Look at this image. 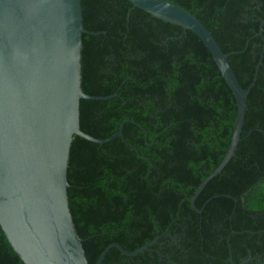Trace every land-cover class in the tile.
<instances>
[{
	"label": "trees",
	"instance_id": "obj_1",
	"mask_svg": "<svg viewBox=\"0 0 264 264\" xmlns=\"http://www.w3.org/2000/svg\"><path fill=\"white\" fill-rule=\"evenodd\" d=\"M212 32L244 88L247 112L234 156L192 202L224 158L236 97L192 30L129 0H81V129L68 167L69 205L90 264H222L250 249L264 259V0H168ZM264 27V25H263ZM147 132V138L145 130ZM222 237L226 241L222 242ZM225 244V245H222ZM0 264H25L0 226Z\"/></svg>",
	"mask_w": 264,
	"mask_h": 264
},
{
	"label": "water",
	"instance_id": "obj_2",
	"mask_svg": "<svg viewBox=\"0 0 264 264\" xmlns=\"http://www.w3.org/2000/svg\"><path fill=\"white\" fill-rule=\"evenodd\" d=\"M153 17L195 32L212 53L237 100V116L229 148L218 167L200 185L195 199L236 156L247 112V97L229 56L213 32L194 14L168 0H129ZM264 19L261 31H264ZM83 23L81 0H0V226L25 264H90L69 205L68 167L75 135L96 143L123 136L122 123L101 139L80 124ZM144 129V128H143ZM145 130V129H144ZM146 138L147 132L145 130ZM158 238L135 251L118 243L126 255L143 252Z\"/></svg>",
	"mask_w": 264,
	"mask_h": 264
},
{
	"label": "flooded vegetation",
	"instance_id": "obj_3",
	"mask_svg": "<svg viewBox=\"0 0 264 264\" xmlns=\"http://www.w3.org/2000/svg\"><path fill=\"white\" fill-rule=\"evenodd\" d=\"M223 241H226L225 237H222ZM228 248L229 255L228 257L222 256V264H264V259L259 252L254 253L249 249L246 255H242L241 253L235 254L231 243H229Z\"/></svg>",
	"mask_w": 264,
	"mask_h": 264
}]
</instances>
